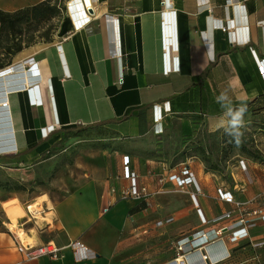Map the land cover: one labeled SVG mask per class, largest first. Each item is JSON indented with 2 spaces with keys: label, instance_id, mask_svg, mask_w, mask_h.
<instances>
[{
  "label": "crops",
  "instance_id": "0c3cea01",
  "mask_svg": "<svg viewBox=\"0 0 264 264\" xmlns=\"http://www.w3.org/2000/svg\"><path fill=\"white\" fill-rule=\"evenodd\" d=\"M10 67L0 72V208L10 221L0 217V264H175L190 234L189 254L226 251L205 264H264V221L240 230L216 192L263 206L264 164L234 148L226 179L201 160L224 144L216 97L227 92L246 115L264 97V0H69L52 39L24 47ZM244 120L264 153L261 123ZM125 155L146 199L119 197ZM182 163L201 193L172 176ZM40 197L54 228L24 229L61 248L54 260L26 258L11 230L24 232L16 221L34 218L26 205ZM11 198L25 206L18 220Z\"/></svg>",
  "mask_w": 264,
  "mask_h": 264
},
{
  "label": "built area",
  "instance_id": "2783aa9c",
  "mask_svg": "<svg viewBox=\"0 0 264 264\" xmlns=\"http://www.w3.org/2000/svg\"><path fill=\"white\" fill-rule=\"evenodd\" d=\"M172 1H168V4H171ZM88 8V6H87ZM214 27H217L221 30H225V25L222 20H215ZM123 176L128 180L127 185L122 186L119 191L120 198H141L146 199L150 192H148L145 186H141L138 183V175L137 173L132 170L129 166V157L127 155L123 156ZM176 177L177 182L179 183V187L183 188V186L191 185L193 187L194 193H201L200 186L193 174L192 171L189 170L187 164L182 163V167L180 169L179 175H172ZM111 191H114L112 188ZM220 199L225 200L227 202H231L234 204L233 210L227 212L225 217L231 218L232 214H236V219L234 221L235 224L241 225L240 230H245L246 226L249 223L256 222V221H264V205L257 206L252 209H248V201H241L227 190H223L222 188H217L216 190ZM260 196L264 199V191L260 193ZM28 205H26V209L28 211L29 217L35 215V212L28 210ZM227 228V226H222L217 230L216 233H220L221 230ZM204 239H208V233H202ZM17 238V236H16ZM194 234H190V236L184 237L176 244V251L178 255L173 259L175 264H185L184 256L195 248L194 241H195ZM18 240V248L19 250L23 251L26 258L33 259L42 255H48L52 260L57 259L61 256V248L57 247L53 240H47L42 244H27L24 243L22 240L17 238ZM70 245L78 246L85 248V245L79 240H73ZM179 253H181L179 255ZM204 258L206 259V255L204 254Z\"/></svg>",
  "mask_w": 264,
  "mask_h": 264
},
{
  "label": "trees",
  "instance_id": "16d2710c",
  "mask_svg": "<svg viewBox=\"0 0 264 264\" xmlns=\"http://www.w3.org/2000/svg\"><path fill=\"white\" fill-rule=\"evenodd\" d=\"M58 13L59 6L53 4L52 0H41L35 4L13 11H4L0 9V69L8 66L11 58L24 47L34 44L32 41L33 36H27V38L25 36V30L29 28L32 22L38 24L42 22V20L51 19ZM5 58L7 59L6 61L4 60ZM256 103L252 105V108H255L253 110H256V107H253ZM252 113L256 115L258 112L254 111ZM125 118L126 116H122L116 120L120 121ZM259 123H261V126L258 127L263 131L264 122ZM242 131L243 136L241 137V144L239 146H236L234 139L225 131L222 134V143H224L222 147L216 149L213 144L212 147L211 145L208 146L212 148L209 150L208 157H203L201 159L207 170L217 171L222 174L223 177H226V157L234 148L240 149L253 158L264 160L262 152L255 146L252 136L253 131H249L250 133L245 132V129H242ZM215 151H220L219 157H217Z\"/></svg>",
  "mask_w": 264,
  "mask_h": 264
},
{
  "label": "rangeland",
  "instance_id": "374dc122",
  "mask_svg": "<svg viewBox=\"0 0 264 264\" xmlns=\"http://www.w3.org/2000/svg\"><path fill=\"white\" fill-rule=\"evenodd\" d=\"M39 1H41V0H0V9L4 10V11H13V10H16L18 8L29 6V4L30 5L35 4ZM68 1L69 0H52L53 4H56L57 6H59V13L49 20H42V22H39L38 24L37 23L35 24L34 22H32L30 24L29 28L25 30L26 38H27V36H33L32 41L36 44L43 43V42H45V40H51L53 35L55 34V31L57 30V25H58L60 19L66 13V4ZM14 57H15V55L11 58L10 64H11ZM4 60L6 61L7 59L5 58ZM253 107H256V110H253L255 108H252L249 114L244 115V119H246V121L248 120V121H254V122H264V97L262 99H260ZM254 111H257L258 113L256 115H254L252 113ZM248 127L250 129V125ZM250 130L252 131V129H250ZM245 132L250 133L248 130H245ZM259 132L262 133L261 135H263V137H264V129H263V131H259ZM262 142H263V145L261 148L264 152V139ZM262 154L264 156V153H262ZM261 161L264 164V160H261ZM225 178L229 179V177H227V176ZM44 200H46V197H40V198H37L35 200V202H36L35 204L31 203L34 205V208L31 211L35 212L36 216L34 218H32L30 221H28L26 225L22 224L21 226H19L20 224H18V222L16 221L18 227L23 229V231L25 232V236L27 237V239L23 241L24 243L35 244L34 241L28 237V235H27L28 232H26V230L24 229L25 226L26 227L27 226H35L38 228V226L40 225L41 230H47L48 232H50L52 230V228H54V226H53L54 221L51 219L50 213L41 214L44 218H41V215L38 214L42 209L41 205L44 202ZM7 201H9L8 203H10V204H8L6 206V208H10L11 211L14 212V216H15L14 218H16L17 220L19 218H21L20 216L24 215L25 206L24 205L19 206V204L15 198H11ZM2 208L3 207L0 208V217H2L5 220V223H9L10 222L9 218L4 213ZM47 219H50V221H47ZM34 220H37L38 223H35ZM9 225L10 224H8L7 227H9ZM13 228L16 229L15 227H13ZM35 231L36 230L34 229L31 232L36 234ZM44 234L45 233H42L41 235L44 236Z\"/></svg>",
  "mask_w": 264,
  "mask_h": 264
},
{
  "label": "clouds",
  "instance_id": "9594fccd",
  "mask_svg": "<svg viewBox=\"0 0 264 264\" xmlns=\"http://www.w3.org/2000/svg\"><path fill=\"white\" fill-rule=\"evenodd\" d=\"M216 101L224 110L218 127H222L234 139L236 146H239L241 144V137L243 136L242 129L245 128L244 115L247 111V106L242 103L238 107H233L227 92H221L216 97Z\"/></svg>",
  "mask_w": 264,
  "mask_h": 264
},
{
  "label": "bare ground",
  "instance_id": "6f19581e",
  "mask_svg": "<svg viewBox=\"0 0 264 264\" xmlns=\"http://www.w3.org/2000/svg\"><path fill=\"white\" fill-rule=\"evenodd\" d=\"M12 67H10V65L9 66H7L6 68H4L3 70H1L0 72L2 73V74H4V72L6 73L7 71L9 72L10 70H12L11 69ZM13 69H15V68H13ZM17 69V68H16ZM1 74V75H2ZM7 74V73H6ZM5 74V75H6ZM9 74V73H8ZM20 74V73H19ZM1 75H0V77H1ZM4 75V76H5ZM10 75V74H9ZM15 75H18V73H15ZM11 76H13L12 74H11ZM2 78V77H1ZM5 78H7V77H5ZM8 78H10V76L8 77ZM16 81H17V79H16ZM15 81V82H16ZM20 81V80H19ZM6 82V81H5ZM18 82V81H17ZM16 82V83H17ZM9 83V82H8ZM12 84H14V83H12ZM20 86V85H19ZM15 87V86H14ZM17 87V86H16ZM10 89H11V87H10ZM29 208V210L31 211L33 208H34V205L33 206H29L28 207ZM34 211V210H33ZM11 230H12V232L17 236V238H19L20 240H22V241H24V240H26L27 238H26V236H25V233L24 232H22V231H18V230H16V229H14L13 227H11ZM219 242H221V241H219ZM206 249H207V252H208V256L210 257V260H214L215 258H217V257H219V256H221V255H225L226 254V251L223 249V250H221V251H219V254L215 251V253H214V251H213V249H212V247H211V245L210 246H207L206 247ZM218 250H219V248H218ZM190 252H188V254H189ZM207 255H206V258L208 257ZM188 260H189V263L190 264H205L206 262H205V258H204V254H202L201 252H200V250H196L194 253H191V254H189L188 255Z\"/></svg>",
  "mask_w": 264,
  "mask_h": 264
}]
</instances>
